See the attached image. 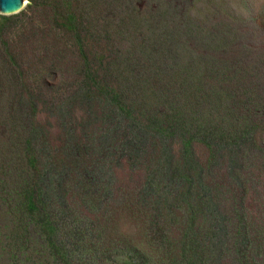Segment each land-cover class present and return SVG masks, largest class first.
I'll list each match as a JSON object with an SVG mask.
<instances>
[{
	"label": "rangeland",
	"instance_id": "374dc122",
	"mask_svg": "<svg viewBox=\"0 0 264 264\" xmlns=\"http://www.w3.org/2000/svg\"><path fill=\"white\" fill-rule=\"evenodd\" d=\"M0 189V236L35 242L25 264H68L7 211L29 201L42 220L65 203L90 215L88 246L58 230L86 250L74 264H264V0H24L0 15Z\"/></svg>",
	"mask_w": 264,
	"mask_h": 264
},
{
	"label": "trees",
	"instance_id": "16d2710c",
	"mask_svg": "<svg viewBox=\"0 0 264 264\" xmlns=\"http://www.w3.org/2000/svg\"><path fill=\"white\" fill-rule=\"evenodd\" d=\"M28 165H31L30 157L27 160ZM65 177H61V180L59 181L60 186L64 185ZM110 181V180H108ZM89 182V181H88ZM101 185L102 182H99ZM109 185V183H107ZM75 186H77L76 194L79 198H84L83 201L88 200V196H92V198L95 197L94 190H85L80 186L79 184L75 183ZM103 187L107 188L106 185H103ZM94 189V187H93ZM6 189H0V196H3ZM70 191V190H69ZM68 191V192H69ZM99 194V198L96 200V202L101 203L102 199L104 198H111V190L107 189H100L97 190ZM23 196H26L27 199H29L30 192H22ZM30 201L27 205L23 204V209L17 208L13 210H7L10 213H14V210L17 212L16 214L20 215L23 214L25 216L26 212L28 213L27 219H30L32 221L40 222L42 225V233L44 237V242L46 245L47 250H54L57 247L58 254L62 257V259L66 260L68 264H74L75 260H77V257L84 255L86 253V250L82 248L78 243L69 247L65 248L63 242L59 241L58 236L59 232L58 230H62L65 239L66 238H79L81 241H83V244L85 246H88L87 244V238H90V234L95 236L99 234V229L95 226H88L90 215H86V212L83 209H80L78 211L77 209H74L73 206H71L68 203L64 204V208H60L59 212L52 213L48 212L49 219L42 220L40 218L42 207L39 210L38 207H30L29 205ZM85 204V203H84ZM37 206L40 205V203H36ZM100 205V204H99ZM43 206V205H42ZM4 210L5 208L2 207ZM29 210V211H28ZM109 223V222H108ZM55 226V230H51V225ZM1 225V230L6 228V226ZM19 230H23L21 228H18ZM1 241H5L2 245H0V264H4L2 262V259L4 257V254H6L8 258L7 264H25L27 257H29V253L22 247L27 245H35V242L33 243L32 238L29 235H13L11 237L7 236H0ZM19 248L18 250H14V248ZM28 249V248H27ZM31 252L33 253V247L31 248ZM42 251L40 250L39 253ZM25 256V257H24ZM24 257V258H23ZM126 262V261H125ZM123 262V264H125Z\"/></svg>",
	"mask_w": 264,
	"mask_h": 264
},
{
	"label": "water",
	"instance_id": "95a60500",
	"mask_svg": "<svg viewBox=\"0 0 264 264\" xmlns=\"http://www.w3.org/2000/svg\"><path fill=\"white\" fill-rule=\"evenodd\" d=\"M24 9V0H0V15L15 16Z\"/></svg>",
	"mask_w": 264,
	"mask_h": 264
}]
</instances>
